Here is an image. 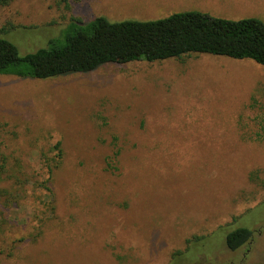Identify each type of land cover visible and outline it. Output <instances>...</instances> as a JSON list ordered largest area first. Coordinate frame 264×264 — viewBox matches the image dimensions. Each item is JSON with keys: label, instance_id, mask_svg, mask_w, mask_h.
<instances>
[{"label": "rangeland", "instance_id": "1", "mask_svg": "<svg viewBox=\"0 0 264 264\" xmlns=\"http://www.w3.org/2000/svg\"><path fill=\"white\" fill-rule=\"evenodd\" d=\"M185 10L264 21V0H12L0 36L24 55L74 18ZM56 142L46 191L33 182ZM0 150L29 179L2 215L0 264H264V66L251 59L192 52L45 79L0 73ZM241 226L251 239L227 249Z\"/></svg>", "mask_w": 264, "mask_h": 264}, {"label": "trees", "instance_id": "2", "mask_svg": "<svg viewBox=\"0 0 264 264\" xmlns=\"http://www.w3.org/2000/svg\"><path fill=\"white\" fill-rule=\"evenodd\" d=\"M10 1L0 0V4ZM192 52L248 58L264 66V21L258 17L227 19L198 10L177 11L148 20L110 21L104 16L90 21L74 18L64 29L62 39L24 55L0 36V73L45 79L90 71L104 63L155 61L179 58ZM53 147L51 158L47 161L43 158L46 178L41 184L33 182L37 188L41 185L46 191H49L50 178L63 157L60 143L56 142ZM113 154L116 159L119 150ZM28 180L19 164L0 150V230L8 203L25 199L24 187ZM251 236V229L237 227L226 234V247L236 250Z\"/></svg>", "mask_w": 264, "mask_h": 264}]
</instances>
